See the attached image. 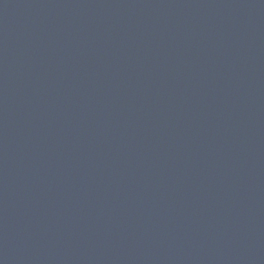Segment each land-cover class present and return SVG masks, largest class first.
Returning a JSON list of instances; mask_svg holds the SVG:
<instances>
[{"label":"water","instance_id":"water-1","mask_svg":"<svg viewBox=\"0 0 264 264\" xmlns=\"http://www.w3.org/2000/svg\"><path fill=\"white\" fill-rule=\"evenodd\" d=\"M0 264H264V0H0Z\"/></svg>","mask_w":264,"mask_h":264}]
</instances>
